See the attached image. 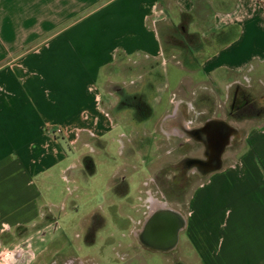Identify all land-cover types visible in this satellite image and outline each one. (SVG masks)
<instances>
[{"label":"crops","instance_id":"obj_1","mask_svg":"<svg viewBox=\"0 0 264 264\" xmlns=\"http://www.w3.org/2000/svg\"><path fill=\"white\" fill-rule=\"evenodd\" d=\"M212 1L220 2L0 0V264H143L137 260L139 252L154 254L140 250L131 237L141 229L137 215L141 208L162 206L150 202L154 194L147 187L149 176L130 177L132 190L122 194L121 200L122 196L111 192L117 173L129 167L137 171L135 174H147L138 164L147 150L157 155L154 171L174 159L168 135L162 131L169 114H180V121L189 128L192 123L197 126L232 117L235 104L252 101V96L264 105V0H238L233 10L238 21L216 25L206 41L209 34H199V27L186 20L198 17L201 12L197 8ZM78 13L82 15L69 22ZM217 15L210 18L216 21ZM176 18L179 21L173 24ZM182 24H188L186 33L195 36H191L193 50L169 42L172 31H180ZM180 52L181 63L177 60ZM116 54L134 63L144 57L148 61L144 73L151 72L153 66L163 69L167 61L174 60L184 67H202L208 80L188 82L204 84L200 93L205 92L203 99H209V110H199L191 117L192 107L186 101L187 93L180 90L179 80L156 127L150 131L144 128L152 109L149 103H142L135 111L138 125L130 124L126 133L119 132L111 142L103 140L105 132L118 127L123 96L140 90L132 87L139 82L135 79L127 84L116 81L117 75L105 73L107 92L94 86L101 73L114 64ZM254 70L256 76L252 75ZM253 83L258 91H252ZM262 112L259 109L257 114L245 116L258 118L245 127L238 124L242 119L228 121L241 135L223 154L222 169L198 181L184 195L180 211L187 225L179 234L177 247L182 264H264ZM114 141L117 151L113 155L120 157V163L110 166V174H97L94 166L95 174L85 175L84 159L93 157L91 154L111 156ZM58 180L66 183L61 188L63 198L65 191L80 190L86 206L76 209L78 217L70 221L77 225V231L71 228L68 235L66 231L63 245L56 247L55 236L45 237L39 225L47 210L57 204L51 196ZM68 183L74 185L72 189ZM132 194H136V201L128 208L129 216L120 211V218L130 225L128 236L121 237L105 222L107 210L120 203L122 208ZM64 203H59L61 208ZM94 216L100 217L96 245L86 241V223ZM25 227L34 229L18 234ZM81 236L79 245L72 244L73 238L80 240ZM70 244L74 250H67ZM165 263L169 264L168 260Z\"/></svg>","mask_w":264,"mask_h":264},{"label":"rangeland","instance_id":"obj_2","mask_svg":"<svg viewBox=\"0 0 264 264\" xmlns=\"http://www.w3.org/2000/svg\"><path fill=\"white\" fill-rule=\"evenodd\" d=\"M236 0H231L228 3L224 2L223 0H220V2H206L202 5V7H199L197 9H199L200 15H198V17L194 18V19H184V21H190V24L192 26L193 25H197V27H199V34H204L207 35V37H205V40L207 41L208 38H210V34L213 33L215 31V27L216 25L220 24L221 26H226L227 24H232V23H236L238 21V16L235 13L236 11H233L236 6H238V0L237 3L235 2ZM228 10H225L227 9ZM224 14V15H217V19H216V23L213 21V19H211V16H215V14ZM225 12H228L229 14H225ZM84 13V12H83ZM82 15V13H78L76 14L72 19L69 20V22L75 21L78 17H80ZM210 15V16H209ZM234 15V16H233ZM222 17V18H220ZM173 24L179 21V19H174L172 20ZM236 21V22H235ZM68 22V23H69ZM185 26H187L186 24H183ZM190 26V27H191ZM193 28V27H192ZM195 28V27H194ZM59 29V27L57 28V30ZM191 30V29H190ZM175 32L172 31V39L169 40L170 44L172 45H178L180 47H190V43L192 42L191 39V34H188V37L185 38V35H182V33L179 31V28L176 30H174ZM49 35H46L45 38H47ZM203 36V35H202ZM187 42V43H186ZM91 44H96L94 42H92ZM165 45V44H164ZM86 46V43H84L83 47ZM89 46V45H88ZM166 46V45H165ZM168 46V45H167ZM92 47V45L89 46ZM213 48V47H211ZM208 48V49H211ZM193 50V48H191ZM217 49V48H216ZM219 49V48H218ZM217 49V51H219ZM89 51V50H88ZM182 52V49H181ZM181 52L180 55H178V61L179 63L182 62V56H181ZM209 50H206V53H208ZM75 55L77 56V59H80V56L77 55V53L74 50ZM84 54L89 56V52L83 51ZM186 51H183V54H186ZM182 54V55H183ZM189 55H191V53H189ZM136 60V59H135ZM176 60L174 61H167L164 66L163 69L162 67H152L154 68L151 72L148 73H144V66L147 64L148 65V61L144 58H138L137 61L134 63L132 60H127L125 57L116 54L115 56V62L114 64L108 66L100 75V77H98L97 82H94V86H96L97 88L100 87V89L104 92H107L108 88L104 87L106 84V80H105V75H117L115 76L116 81H123L125 80L127 82V84H129L130 80H136L139 82H136L135 84L132 85V87H137L138 89H140V93L144 96V98H146V102L149 103V108L152 109V114L150 115V117L147 119V121L144 122L143 126L144 128L148 129L149 131L152 130V128L156 127V124L159 122V120L161 119V117L165 114V111L167 110V108L169 107V98H170V94L172 91L175 90L176 85H178V81L180 80V90L184 91L185 93H187V97L186 101L187 103L190 104L191 108V112H190V116L193 117L192 114H195L197 111L202 110V109H208L209 105V99L208 98H204L203 97L205 95H203L205 92H201V88H204V84H197L196 82H188V80H208L207 77L205 76V72L203 71L202 67L200 66H190L187 65L186 67L182 66V65H177L175 63ZM188 62V61H187ZM154 64V63H153ZM149 65H151L149 63ZM194 68V69H192ZM60 70V72L58 73L59 76L63 75V72L61 71V68H58ZM257 71L254 70L252 72V75L256 76ZM105 73V75H104ZM75 74L72 73V76H74ZM121 75V76H120ZM141 75L139 78H137V76ZM229 77L234 78V74H231ZM162 78H165L164 81H161ZM164 82V83H163ZM182 82V83H181ZM126 84V83H125ZM160 84V85H159ZM257 84L253 83L251 86V89H253L252 91H258V88L256 86ZM159 86V87H158ZM104 87V88H103ZM158 88V89H157ZM207 89V88H206ZM157 91V93H156ZM251 91V90H250ZM135 92V91H134ZM157 94L156 98L154 99V95ZM182 93L180 92V95ZM186 95V94H185ZM103 96L105 97V99H109V96H105L103 94ZM153 98V99H152ZM261 99V98H260ZM258 103H261V101H259ZM250 110H249V114L248 116L257 114L259 112V109L262 110L263 114H264V105H259L256 103H251L250 102ZM106 105V104H105ZM103 106V105H102ZM209 110V109H208ZM118 112V111H117ZM122 112V114H121ZM122 116V117H121ZM246 116V115H245ZM136 112L135 110H133L131 107H123V109L120 110V122H118V127L115 130H111L109 132H105L103 137V140H109L112 138H116L115 136H117V134L119 132H127L128 131V127L131 126L130 124H136L138 125V121L136 120ZM259 118H263V115L260 116ZM203 119V118H202ZM242 121L238 124H240L241 126L245 127L246 125H252L254 124V122L256 123L257 119H253V118H241ZM247 120V121H245ZM201 121V120H199ZM139 129V128H138ZM139 136L142 137V131H139ZM153 140L151 139L150 142L151 144ZM111 142V141H110ZM115 145V141L114 143H111L110 145V150H111V156L107 157L104 155V157H97L94 156L93 154H91L92 157V162L95 164L96 166V173L97 174H110L111 171L113 170L112 166L113 164H118L120 163V157L119 156H115V154L113 155V152L115 153L116 147H114ZM154 152V151H153ZM117 155V154H116ZM155 156L157 157V155L152 156V161L153 163H157V161L155 160ZM101 158V159H100ZM158 164V163H157ZM156 165V164H155ZM86 174L88 173L87 168L83 169ZM87 170V171H86ZM104 181V180H103ZM102 181V182H103ZM66 183H62L59 180L56 182V192L53 196H51L52 200L56 201L57 204L55 205V207H51L50 210L46 212V216L43 217L44 219L40 222L39 228H41L42 234L45 235V237H48L50 235H54L56 240H55V245L57 247L58 244H62L61 243L63 241V236L65 234V232L67 231V235L69 234V232L75 228V230L77 231L78 227L76 224H70V221L75 217H78V214L76 213V209H83L85 208V203H84V197H81V192L80 190H72L71 194L67 193V191H65V198L64 197V193H62L61 188L63 186H65ZM69 188H73V184L72 183H68ZM64 191V190H63ZM136 194H132L130 196L127 197V199L125 200V202H123L122 204L124 205L121 208V203L119 205L116 206H112L108 208V214L109 216H107L108 218L106 219V223L109 224L111 223V225L114 226V234L121 236V237H127L129 230H130V225L127 219H121L120 217V211L121 210H125V215L126 217L129 216V211L128 208L134 204V202L136 201ZM63 201H65L64 203V207L61 208L60 204ZM89 203L90 201L87 200ZM181 206L183 209V204L181 202ZM185 209V207H184ZM79 210V211H80ZM82 212V211H80ZM79 212V214H80ZM82 214V213H81ZM80 218V217H79ZM98 217L94 216L93 218L91 217L90 220L87 221L86 226L88 228V234L86 237V241L88 243H91L92 241L94 242V244L96 245L97 241H98V235L100 234V228L98 226ZM109 220V221H108ZM75 223H77V221L75 220ZM45 225H49L48 227H45ZM71 226V227H70ZM72 228V229H71ZM34 228L31 227H25L22 228L18 231V234H28L31 231H33ZM85 230V228H84ZM60 231V232H59ZM82 240V236L80 238V240L73 238L72 240V244H78L81 243ZM85 241V242H86ZM93 246V245H92ZM72 247V245L70 244V246H68L67 250H70ZM74 250V247H72ZM188 250V248L186 249ZM189 253H191V248L190 250H188ZM192 254V253H191ZM179 256H180V252L178 251V248L176 250L175 254H167L166 255H162V254H148L145 252H139L138 253V257L137 260H140L143 264H166V260H168L169 264H175L176 262H180L179 261ZM117 262H119L118 260H116ZM121 262V261H120Z\"/></svg>","mask_w":264,"mask_h":264},{"label":"flooded vegetation","instance_id":"obj_3","mask_svg":"<svg viewBox=\"0 0 264 264\" xmlns=\"http://www.w3.org/2000/svg\"><path fill=\"white\" fill-rule=\"evenodd\" d=\"M243 92V91H242ZM245 94V93H244ZM247 95V94H245ZM252 101H247L244 103H236L235 107H233V116L227 117V121H234V123L237 121V119L244 118L245 115L248 116V112L250 110V102L258 104L259 98L252 96ZM142 103L146 105V98L140 93L139 91L131 92L129 94H125L123 96L122 103H120L121 107H131L133 110L137 111L140 107H142ZM170 115V116H169ZM167 117V122L163 123L162 125V131L168 135V142L170 144V151L174 154V159L170 162L161 164L158 168L155 167V171L152 170V167H154V163L152 162V153L151 151L147 150L141 161L138 162V164L143 169V172H146L147 174H135L137 173L136 170H133L132 168L127 167L126 169L123 168L117 175L112 186V194L122 196L120 199L123 200L124 195L126 193H130L132 190V187L130 186V177H142L144 175L149 176L148 177V189L154 196H151L150 202H153L156 206L161 205L165 207H171L180 212L182 211L181 202H183L184 195L190 191V189L201 179L198 177L199 170L193 168V167H187L184 168L183 163L185 159L194 157V158H202L203 157V147L201 144H198L194 142L191 138H189V135H192L190 132H186L183 130V127L180 122V114L178 115H172L169 114ZM176 116V117H175ZM236 119V121H235ZM174 120H177L173 122ZM233 123V122H232ZM204 126V122L201 123V125H193L190 124V128H200ZM141 149V148H140ZM170 152V153H171ZM133 161V160H132ZM85 168H87L89 171V174H85L87 176H93L95 174L94 170V163L92 162V157L87 156L84 159ZM185 170H189L190 173L188 177H184ZM149 202V204H150ZM142 211L138 212L137 215H139L140 221L138 223V227H141L144 225L146 218L149 215V212L153 211L148 208H141ZM98 217V216H96ZM97 219H100L98 217ZM137 227V228H138ZM139 230V229H138ZM135 234H131V237L134 238V240H137L140 235V231H138ZM137 247V246H136ZM135 247V248H136ZM139 247V245H138ZM142 250V249H140ZM147 251V250H145ZM152 253V252H151Z\"/></svg>","mask_w":264,"mask_h":264},{"label":"water","instance_id":"obj_4","mask_svg":"<svg viewBox=\"0 0 264 264\" xmlns=\"http://www.w3.org/2000/svg\"><path fill=\"white\" fill-rule=\"evenodd\" d=\"M183 130L190 132L188 137L203 147V157H190L185 159L184 168L193 167L198 172L200 179L219 171L223 167V154L234 141L240 137L239 129L228 121L208 120L200 128H187L184 121H180ZM190 171L185 170L184 177H188ZM187 220L184 214L174 208L160 206L149 212L144 225L139 230L137 238L139 249L152 253L175 254L179 234L186 228Z\"/></svg>","mask_w":264,"mask_h":264},{"label":"trees","instance_id":"obj_5","mask_svg":"<svg viewBox=\"0 0 264 264\" xmlns=\"http://www.w3.org/2000/svg\"><path fill=\"white\" fill-rule=\"evenodd\" d=\"M180 32L182 33V35H183V33H185V38L188 37V34L186 33V26L185 25H183V24L180 25ZM192 37H195V36L192 35ZM184 47H186V46H184ZM182 48H183V46H182ZM186 48H188V47H186ZM175 264H182V263L181 262H176Z\"/></svg>","mask_w":264,"mask_h":264}]
</instances>
